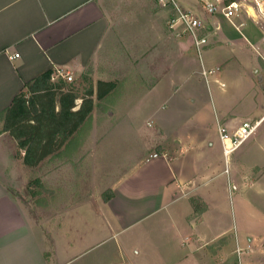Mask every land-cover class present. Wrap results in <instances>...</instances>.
Segmentation results:
<instances>
[{
	"label": "crops",
	"instance_id": "0c3cea01",
	"mask_svg": "<svg viewBox=\"0 0 264 264\" xmlns=\"http://www.w3.org/2000/svg\"><path fill=\"white\" fill-rule=\"evenodd\" d=\"M179 1L185 8L192 10L200 17L205 25L203 34L207 37L208 43L203 47L204 61L202 49L200 53L197 51L191 36L182 27L176 30L168 27L172 10L158 6L153 0H0V264H48V259L42 258L44 250L40 244L39 217L37 213L32 212V204L28 202V199L26 201L24 191L29 181L33 179V172L44 161L60 151L47 157L35 169L28 168L24 164V152L19 151L21 153L18 154L16 140L3 131L5 112L14 97L23 90L25 83L43 73L63 69L72 76L79 77L87 70L105 72L109 65L111 70L117 68L120 54L125 57L130 55L133 60L134 54L141 53L148 62L147 74H143V85L146 86L148 82L150 85L148 79L151 71L158 73L155 82L148 87L143 96L148 95L162 84L163 79H168L171 75V79L169 77L171 82L166 83V86L172 88L171 94H168L170 96L178 91L180 93L185 83H191L189 80L195 74L204 76L199 68L193 69L194 64L197 63L196 58L189 54L194 51L198 52L202 67L220 69L213 79L216 85L221 83L225 68H230L226 74L233 86L229 92L232 95L229 96L230 98L234 96L232 93H238L242 83L233 78L231 66L235 62L240 63L239 70L245 69L240 74L243 78L247 74V69L255 68L254 74L248 79L245 78L248 89L244 94L259 108L257 117L253 120L264 118V20L259 19L253 9L249 10L250 14L245 10H238L233 16H228L223 4L218 5H223V9H218L217 6L214 13H208L199 0ZM208 1L216 4L218 0ZM152 3L156 5V9L152 8ZM254 49L259 52L256 53L258 57L255 62L251 53ZM152 50H159L158 54ZM16 54L19 56L12 59L11 57ZM158 56L159 62L156 64L154 61L158 60ZM131 69L130 76L134 77L136 67L132 65ZM97 80L106 79L97 77ZM211 84L212 82L206 84L210 92ZM192 86L187 102L196 103L194 94L197 86L195 84ZM215 93L220 100L225 99L222 98L224 92L221 96L218 87H215ZM143 96L141 95V98ZM157 109L151 112V116L160 113V108ZM115 113L120 117L119 112L110 111L109 115L113 117ZM229 113L222 114V111L215 113L218 128L227 126L231 129L244 120L252 121L249 115L239 116ZM92 115L93 112L90 117ZM201 115L203 116L204 113H191L190 119L195 122ZM184 122L186 121H182L181 124ZM85 123L70 141L78 137ZM263 123L264 120L261 125ZM151 124H147L148 128L153 126ZM185 126L186 123L180 128ZM183 132L190 133L188 130ZM158 134H163L160 126ZM201 135L204 136V134ZM201 135L196 137L194 134L183 138L176 136L173 140L147 136L149 141L145 148L147 147L148 150L142 155L144 163H141L142 168L147 172L140 174L139 179L143 183L145 179L153 186L146 188L142 183L146 191L143 190L141 195H135L136 191L123 193L128 198H138V200L155 196L158 205L161 204L164 209L177 203L178 212L183 213L186 221L190 223L179 226V231L185 236L183 240H179L182 243L185 242V246L192 241L193 247H197L193 239L204 241L207 245L211 243L209 247L217 248L216 253L220 255L217 262L220 261L221 264H225L231 254L238 255L236 248L250 249L251 252L258 249L263 251L264 234L256 232L258 228L254 225L247 231L251 235L248 238L247 248L242 247L239 235H237L236 245L233 246L234 239L230 238L232 228L223 227L225 215L229 217L231 211L225 207L220 198L234 190L235 195H239L240 215L264 216V208L260 211L258 207H246L245 203L248 199L244 196L247 190H255L257 194L264 193L262 183L264 129L259 132L258 128L255 134L238 148L240 151L234 154L237 149L228 158L224 155L220 134L218 135L222 148H219L216 154L206 149L204 143L208 139L201 138ZM68 143L63 149L68 146ZM210 143V146L214 145L213 142ZM77 144L72 145V152L80 150L81 143ZM242 147L244 149L241 151ZM252 150L259 151V156H254ZM154 154L158 156L154 157ZM233 154L234 158L230 163L229 160ZM222 155L226 161L222 159ZM53 169L54 167L51 171ZM55 177L59 176H55L53 170V174L48 177L49 182L52 183L48 185L53 188V194L50 200L47 198V208L56 206L62 210L61 215H70L72 213L69 201L71 193L65 186L61 189L56 186ZM62 179L66 182L65 177ZM216 179L220 182L212 185L211 183ZM117 193L115 192L114 198L117 197ZM82 208L86 209L81 205L75 207L79 211ZM211 209L214 223L208 225L216 227L217 233L208 242L207 235L197 229L203 226L204 216ZM215 216H217L216 220ZM60 225L64 226L67 233L73 228L69 219L64 220ZM78 230H80L79 227ZM80 237L82 240L86 239L84 233ZM66 239L70 243V239ZM29 248L36 251L32 257L28 253ZM26 249L30 256L24 253Z\"/></svg>",
	"mask_w": 264,
	"mask_h": 264
},
{
	"label": "rangeland",
	"instance_id": "374dc122",
	"mask_svg": "<svg viewBox=\"0 0 264 264\" xmlns=\"http://www.w3.org/2000/svg\"><path fill=\"white\" fill-rule=\"evenodd\" d=\"M152 4V8L156 9V5ZM218 7V9H223V5ZM193 50L196 49L193 48ZM203 50L202 48L204 61ZM152 51L158 54L159 50ZM251 53L255 62L258 57L256 53L259 52L254 49ZM189 56L196 58L197 63L194 64L193 69L199 68L201 72L204 69H218L202 67V60L198 52L192 51ZM242 59L244 60V58ZM154 62L156 64L159 62V56L158 60L156 59ZM147 63V58L141 53L134 54L133 60L130 55L125 57L120 54L118 66L113 70L110 69V65L105 72L87 70V74L91 76L94 83L98 81L97 77H103L115 82L116 88L107 97L95 99V111L93 110V115L87 120L78 137L69 141L68 146L58 154L44 161L32 174L33 179L29 181L24 195H26V201L28 199V202L32 204V212L38 214L40 244L44 250L42 258L48 259V264H194L192 262L221 264L220 261L217 262V259L220 258V255L216 253L217 248L209 247L211 243L207 245L204 241L193 239L197 243V247H193L192 241L185 246V242L182 243L179 240H183L185 237L179 231V226L190 223L186 221V216L183 213L178 212L177 206L179 205L177 203L164 209L161 204L158 205L155 196L138 200V198H128L123 192L136 191L135 195H141L143 190L146 191L144 187L153 186L151 182L144 179V176H142L144 183L139 179L140 174L147 172L141 166V163H144L142 155L148 150L147 147L145 148L149 141V137L147 141V136L157 137L161 140L164 138L173 140L176 136L183 138L196 134V137H199L204 134L200 137L208 139L204 143L206 149L216 154L222 147L215 113L222 111V114L230 112V115H249V119L254 121L259 108L251 98H246L244 93L248 89L245 78L248 79L249 76H252L256 69H247V74L243 78L240 74L245 69L239 70L240 63L235 62L231 66L233 78L242 81L238 93H232L233 98L229 97L232 96L229 92L233 86L229 82V76L226 75L229 67L225 68L221 83H217V85L213 83V79L220 69L208 77L199 75V73L195 74L189 80L191 83H185L180 93L178 91L169 96L172 88L166 86V83L171 82L170 75L168 79H163L162 84L156 89L143 96V93L149 89L148 87L155 82L156 76H158L156 71H151L148 79L150 85L149 82L146 86L143 85V74H147ZM132 65L134 68L136 67L134 77L130 76ZM81 76L74 75L73 80L76 81ZM207 80L212 82L213 97L206 85L209 83ZM192 84L197 86L194 94L196 103L187 102L193 89ZM215 87L219 88L221 96L224 92V97H222L225 98L224 100L219 99L220 97L215 93ZM80 103L81 100H78V106ZM157 108H160V113L151 116V112ZM110 111L119 112L118 115H121L118 117L115 113L111 117ZM194 112L204 113V115L192 122L190 117ZM182 121H186L184 128H180L184 124H181ZM148 123H152L153 126L151 124L152 127L148 128ZM187 123L189 124L187 125ZM159 126L163 129L162 135L158 134ZM179 128L181 130L178 133ZM263 129L264 123L259 127V132ZM183 130H188L190 133L185 134ZM210 142H213L214 145L210 146ZM77 143H81L80 150L72 152V145ZM243 149L244 147L241 148V151ZM239 151L238 149L234 154ZM252 153L254 156H259L260 152L252 150ZM234 154L230 157V163L233 161ZM222 159L226 161L223 155ZM52 167H54L55 176H59L55 177V185L60 189L65 186L71 193L69 201L72 213L70 215H61L62 210L56 206L47 208V198L50 200L53 194V188L48 185H52L48 180V177L53 174ZM62 177H65L66 182H63ZM32 181L34 182L31 185ZM219 182L220 180L216 179L211 184L217 185ZM262 183L264 184V178ZM28 187L31 188L30 191H28ZM115 192H118L116 198H114ZM244 196L248 199L245 203L246 207L254 206L262 211L264 193L257 194L255 190H247L244 192ZM37 197L39 198L36 199ZM238 198L239 195H235L234 190L220 198L225 207L231 211L229 217L225 215L223 227L232 228L230 238L234 239L232 240L233 246L236 245L237 235H239L242 240L241 245L246 249L248 238L251 236L247 233L249 228L254 225L255 228H258L256 232L264 234V216L240 215ZM79 205L86 209L82 208L80 211L75 209ZM180 208L182 209V207ZM212 215L213 210L211 209L204 216L203 226L197 229L207 235L208 242L217 233L216 227L209 226L214 223ZM68 219L73 228L67 233L64 226L60 224ZM216 219L217 216H215ZM83 233L86 237L85 240L80 237ZM66 238L70 239V243ZM236 250L238 255L231 254L225 264H264L263 249V251L258 249L259 251L253 250L252 252L250 249L236 248ZM24 253H30L32 257L36 251L29 248L28 253L27 249L24 250ZM181 260L183 262H180Z\"/></svg>",
	"mask_w": 264,
	"mask_h": 264
},
{
	"label": "trees",
	"instance_id": "16d2710c",
	"mask_svg": "<svg viewBox=\"0 0 264 264\" xmlns=\"http://www.w3.org/2000/svg\"><path fill=\"white\" fill-rule=\"evenodd\" d=\"M54 72L25 83L5 112L3 131L16 140L18 154L24 152V164L31 169L61 151L92 114L95 99L107 97L116 88L113 81L94 83L87 71L73 82L53 80Z\"/></svg>",
	"mask_w": 264,
	"mask_h": 264
},
{
	"label": "built area",
	"instance_id": "2783aa9c",
	"mask_svg": "<svg viewBox=\"0 0 264 264\" xmlns=\"http://www.w3.org/2000/svg\"><path fill=\"white\" fill-rule=\"evenodd\" d=\"M158 6L162 8H168L172 10L171 17L168 20V27L171 30H176L182 27L183 30L191 36L193 45L200 53L201 49L208 43V39L204 36L203 31L205 25L194 12L190 9L185 8L179 0H153ZM204 10L208 13H214L219 4H223L226 7L228 16H233L238 10H245L246 13L250 14L249 10L253 9L259 19L264 20V0H218L217 3L209 2L208 0H199ZM16 54L14 57H18ZM217 70L209 69L203 70V75L208 77L209 75L215 74ZM52 79L61 78L67 82H73V76L63 69L54 70ZM263 119L257 121L244 120L240 122L234 128H228L223 126L219 128L220 139L223 145L224 155L228 158L234 153L243 143L251 138ZM157 157L158 154H154Z\"/></svg>",
	"mask_w": 264,
	"mask_h": 264
}]
</instances>
